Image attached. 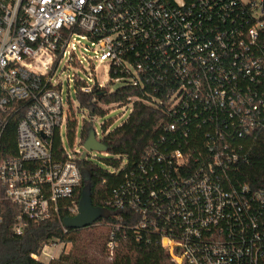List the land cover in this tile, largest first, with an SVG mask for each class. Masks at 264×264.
I'll use <instances>...</instances> for the list:
<instances>
[{
  "label": "built area",
  "instance_id": "2783aa9c",
  "mask_svg": "<svg viewBox=\"0 0 264 264\" xmlns=\"http://www.w3.org/2000/svg\"><path fill=\"white\" fill-rule=\"evenodd\" d=\"M80 51L91 66L109 61L130 73L135 85L164 86L158 102L172 112L164 130L183 136L163 148L162 135L114 189V205L138 213L137 230L159 234L175 264H263L264 192L235 182L241 156L228 141L264 128L263 0H0V137L21 115L16 155H0V226L10 208L17 234L57 214L81 181L83 125L104 142L115 123L97 132L98 114L63 97L65 82H81L83 92L106 85L78 76L87 70ZM192 108L205 153L187 143ZM68 209L77 214L78 203Z\"/></svg>",
  "mask_w": 264,
  "mask_h": 264
},
{
  "label": "trees",
  "instance_id": "16d2710c",
  "mask_svg": "<svg viewBox=\"0 0 264 264\" xmlns=\"http://www.w3.org/2000/svg\"><path fill=\"white\" fill-rule=\"evenodd\" d=\"M243 21L245 22V17ZM227 23L232 25L231 19ZM109 75L110 81L107 85L101 87L94 84L90 92L81 90V82H77L75 87L79 103L94 114L105 115L107 113L105 106L108 105H132L127 118L112 126L104 136L107 152L111 155L98 156L99 160L90 157L79 158L81 181L73 195L61 201L58 213L50 219L28 222L22 234H17L12 229L15 221L13 211H16L10 208L0 226V264H105L90 256L86 246L87 239L81 237L83 230L91 229L97 224L102 229L98 239L103 241L111 260L107 264H175L161 244L159 234H147L137 230L138 213L114 205L113 192L138 169L146 151L158 145L162 135L166 138L163 141V148L182 145L183 136L164 130L165 124L172 118L170 115L172 112L167 109V105L158 102V99L165 96L164 86L135 85L129 81L130 73L114 66L109 69ZM116 78L121 79V85L111 89L110 84ZM181 112L180 108L176 109V113ZM188 112L193 122L189 125L187 143L190 146L194 144L198 152L205 153L204 145L207 140L205 129L200 126L198 128L196 124V121H202V118H196L194 108ZM197 112L201 114L204 109H198ZM20 117L21 115L16 113L4 127L0 137L2 156L16 155L17 123ZM90 127L87 123L83 125L82 139L87 138ZM228 141L241 156L236 168L231 169L235 182L246 183L252 190L264 192V128L256 135L229 136ZM60 149L61 141L58 138L53 142V150L59 154ZM118 156L127 157L128 162L122 164ZM116 167L117 172L108 169ZM83 190L90 192L93 204L105 209L106 214L86 228L64 229L63 219L71 215L68 206L79 202ZM111 242L115 243L112 251L109 246ZM54 243H72L73 247L71 251H64L47 262L34 257L41 253L45 245ZM262 261L264 264V257Z\"/></svg>",
  "mask_w": 264,
  "mask_h": 264
},
{
  "label": "rangeland",
  "instance_id": "374dc122",
  "mask_svg": "<svg viewBox=\"0 0 264 264\" xmlns=\"http://www.w3.org/2000/svg\"><path fill=\"white\" fill-rule=\"evenodd\" d=\"M81 51L78 53L79 57L82 58L84 67L87 69L86 71H80L78 73V76L81 78H91L92 80H97L98 82L107 83L110 81V75H109V61L104 62H98L94 61V66H91L90 62L82 57ZM67 58L63 57L61 59V65L56 68V72H58L61 68V66L66 62ZM94 67V71L92 70ZM66 73V72H65ZM121 85L119 82H113L110 84L111 89H116ZM69 90V92H68ZM69 95L70 100L76 102V89L74 87V83H70L69 89L67 88V82L64 83V91H63V97L64 99H67V96ZM67 105L69 106V101L67 102ZM107 109V113L105 115H98L95 117L93 126L95 127L97 132H102L103 127L102 124L111 118L115 120L114 125L119 124L123 119H126V116L128 114V110L117 108L115 105H108L105 106ZM125 111V115L122 116L123 112ZM93 154L97 156H101L99 151L93 150ZM102 229L100 228L99 224L94 225V227H91V229H85L81 232V237L86 240V246L88 248V251L90 253V256L96 259L97 261L101 263H109L110 257L107 254V251L104 248L103 241L101 242L98 239V235L100 234V231ZM73 247L72 243H54L51 245L45 246L41 253L39 254V258L43 261H48L53 256H59L62 252H69L71 251Z\"/></svg>",
  "mask_w": 264,
  "mask_h": 264
},
{
  "label": "water",
  "instance_id": "95a60500",
  "mask_svg": "<svg viewBox=\"0 0 264 264\" xmlns=\"http://www.w3.org/2000/svg\"><path fill=\"white\" fill-rule=\"evenodd\" d=\"M93 113H91L92 115ZM85 151L83 152L81 158L84 159L88 152L93 150L102 152L107 151V145L99 141L96 138L95 131L93 127H90L89 134L83 143ZM106 214V210L95 206L92 201L91 194L88 190H83L81 197L78 202V212L75 215L67 216L63 219V225L67 229H81L93 225L99 220L103 215Z\"/></svg>",
  "mask_w": 264,
  "mask_h": 264
}]
</instances>
